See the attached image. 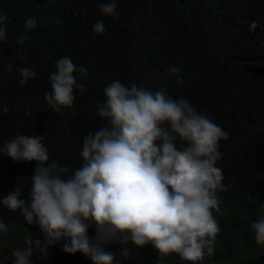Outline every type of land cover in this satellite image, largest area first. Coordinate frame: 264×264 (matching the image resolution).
Segmentation results:
<instances>
[{
    "label": "trees",
    "instance_id": "16d2710c",
    "mask_svg": "<svg viewBox=\"0 0 264 264\" xmlns=\"http://www.w3.org/2000/svg\"><path fill=\"white\" fill-rule=\"evenodd\" d=\"M108 2L0 0V14L9 17L0 41V221L7 226L0 231V264H13V252L25 249L27 239L44 240L35 221L28 223L22 210L3 204L18 187L30 204L38 162L15 161L3 146L17 134L43 136L49 164L79 168L84 138L112 127L97 105L106 102L104 89L117 80L183 97L228 134L219 142L216 164L224 189L217 191L218 208L212 209L220 231L213 254L197 264H264V245L256 243L252 229L264 217V0H116L117 16L100 12V4ZM29 17L36 21L30 30ZM101 20L105 31L96 34L93 27ZM253 21L257 27L250 31ZM64 57L87 68L85 80L74 74L87 91L74 88L73 107L57 113L45 93ZM170 66L179 69L183 84L168 74ZM22 68L36 73L23 86ZM155 143L162 146L161 140ZM176 146H184L179 137ZM84 223L90 242L97 243L98 225ZM65 242L49 246L46 258L34 251L31 264H94L81 252H64ZM101 247L115 256L113 264H191L174 253L161 258L151 243L138 247L131 240L127 245L110 240Z\"/></svg>",
    "mask_w": 264,
    "mask_h": 264
},
{
    "label": "clouds",
    "instance_id": "9594fccd",
    "mask_svg": "<svg viewBox=\"0 0 264 264\" xmlns=\"http://www.w3.org/2000/svg\"><path fill=\"white\" fill-rule=\"evenodd\" d=\"M99 10L117 16L116 0L100 4ZM7 20L0 14V41L6 38ZM35 27V18L25 20L26 29ZM256 27L253 21L249 30ZM93 31H105L103 20ZM24 40L21 37L17 43L22 45ZM77 72L80 80L86 79L87 68H77L70 57L57 60L50 77L52 90L45 93L55 112L73 107L74 88L87 91L77 83ZM168 74L184 83L177 67L170 66ZM20 75L23 86L36 73L22 68ZM104 95L106 102L98 104L97 111L100 117L110 118L112 127L84 138L79 168L49 164L43 136L17 134L3 146L15 161L38 162L31 177L30 204L20 198L19 187L3 199L5 207L22 210L26 221H35L44 233L43 241L27 239L25 249L15 250L13 264H31L34 251L46 258L47 248L62 239L64 252H81L94 264H113L115 256L101 247L110 240L123 245L131 240L138 247L151 243L161 258L174 253L191 264L211 256L220 231L212 209L218 208L217 191L224 189L222 171L216 166L218 148L228 134L183 97L173 99L135 83L129 88L118 80L104 89ZM178 137L184 142L179 150ZM157 140L162 146L156 145ZM69 172L73 174L66 176ZM86 220L98 225L97 243L88 238ZM252 229L256 243L264 245V217ZM0 231H7L2 221ZM121 251L128 253L127 248Z\"/></svg>",
    "mask_w": 264,
    "mask_h": 264
}]
</instances>
